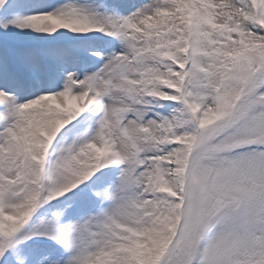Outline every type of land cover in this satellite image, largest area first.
<instances>
[{
  "label": "snow or ice",
  "instance_id": "snow-or-ice-1",
  "mask_svg": "<svg viewBox=\"0 0 264 264\" xmlns=\"http://www.w3.org/2000/svg\"><path fill=\"white\" fill-rule=\"evenodd\" d=\"M0 264H264V0H0Z\"/></svg>",
  "mask_w": 264,
  "mask_h": 264
}]
</instances>
